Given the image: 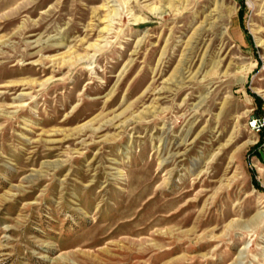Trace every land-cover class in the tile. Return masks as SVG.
<instances>
[{
  "label": "rangeland",
  "instance_id": "rangeland-1",
  "mask_svg": "<svg viewBox=\"0 0 264 264\" xmlns=\"http://www.w3.org/2000/svg\"><path fill=\"white\" fill-rule=\"evenodd\" d=\"M0 264H264V0H0Z\"/></svg>",
  "mask_w": 264,
  "mask_h": 264
}]
</instances>
